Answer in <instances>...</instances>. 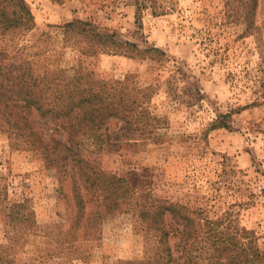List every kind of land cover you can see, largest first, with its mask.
Returning <instances> with one entry per match:
<instances>
[{
	"label": "rangeland",
	"instance_id": "obj_1",
	"mask_svg": "<svg viewBox=\"0 0 264 264\" xmlns=\"http://www.w3.org/2000/svg\"><path fill=\"white\" fill-rule=\"evenodd\" d=\"M176 1L166 15L145 12L138 27L126 0H25L32 21L0 34V49L15 66L28 61L35 74L61 69L72 75L80 65L103 80L128 78L131 89L149 87L145 106L155 117L150 133L139 135L114 117L107 130L76 137L98 181L114 174L135 192L202 207L210 218L232 211L264 252V0H257L256 34L244 33L238 14L228 16L225 0ZM72 20L89 21L141 48L158 47L165 56L82 55L63 38L62 25ZM228 112L229 128H210ZM34 125L46 134L52 128L38 117ZM55 136L66 141L65 134ZM73 167L65 156L48 166L0 131L1 197L7 203L27 199L36 224L34 232L14 240V231L24 226L10 224L0 211V244L10 260L0 264H154L160 248L138 214L104 213L86 231L72 227V173L82 183ZM81 192L92 217L101 207Z\"/></svg>",
	"mask_w": 264,
	"mask_h": 264
},
{
	"label": "trees",
	"instance_id": "obj_2",
	"mask_svg": "<svg viewBox=\"0 0 264 264\" xmlns=\"http://www.w3.org/2000/svg\"><path fill=\"white\" fill-rule=\"evenodd\" d=\"M126 2L134 8L138 27L145 12L152 16L166 15L177 5L176 0ZM225 5L228 16L238 14L236 22L242 23L245 34L259 31L255 24L257 0H225ZM31 21L32 14L25 0H0L1 35L28 26ZM62 28L64 41L73 40L79 53L85 56L111 54L130 59L165 56L158 47L141 48L129 40L121 41L114 33L99 31L89 21L72 20ZM261 52V72H264V46ZM9 59L8 53L0 49V131L6 133L12 146L39 153L48 166L57 164L60 156L73 163V170L79 172L82 182L79 184L72 173L76 200L73 228L81 227L86 231L104 213L133 212L148 224L156 237L160 255L154 264H264V252L259 248L254 231L241 228L232 211L210 218L202 207L192 208L152 197L149 193L135 192L123 177L114 174L106 183H100L91 163L81 155L76 137L107 130V122L114 117L139 135L150 133L155 117L145 106L149 87L131 89L128 78L103 80L80 65L72 75L61 69H45L35 74L28 61L15 66ZM261 82L264 83V79ZM255 102L259 104V98ZM230 115L231 112L220 115L210 128H229L225 118ZM36 117L52 123L48 134L36 128ZM59 133L65 134L66 141L56 138ZM82 189L101 207L92 217L85 213L87 200ZM0 211L10 224L24 226L14 231L12 239L34 232V212L27 199L7 203L0 190ZM7 248L0 244V262H10L5 255Z\"/></svg>",
	"mask_w": 264,
	"mask_h": 264
}]
</instances>
